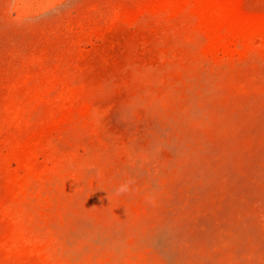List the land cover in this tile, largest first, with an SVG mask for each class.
Wrapping results in <instances>:
<instances>
[{
    "label": "rangeland",
    "instance_id": "rangeland-1",
    "mask_svg": "<svg viewBox=\"0 0 264 264\" xmlns=\"http://www.w3.org/2000/svg\"><path fill=\"white\" fill-rule=\"evenodd\" d=\"M0 264H264V0H0Z\"/></svg>",
    "mask_w": 264,
    "mask_h": 264
},
{
    "label": "clouds",
    "instance_id": "clouds-1",
    "mask_svg": "<svg viewBox=\"0 0 264 264\" xmlns=\"http://www.w3.org/2000/svg\"><path fill=\"white\" fill-rule=\"evenodd\" d=\"M125 189L122 187L121 189H120V191H124Z\"/></svg>",
    "mask_w": 264,
    "mask_h": 264
}]
</instances>
